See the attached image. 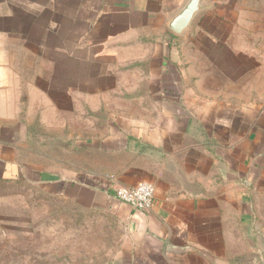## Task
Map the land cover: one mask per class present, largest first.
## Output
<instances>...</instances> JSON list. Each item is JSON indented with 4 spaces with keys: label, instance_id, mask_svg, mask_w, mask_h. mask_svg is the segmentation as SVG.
<instances>
[{
    "label": "crops",
    "instance_id": "0c3cea01",
    "mask_svg": "<svg viewBox=\"0 0 264 264\" xmlns=\"http://www.w3.org/2000/svg\"><path fill=\"white\" fill-rule=\"evenodd\" d=\"M186 1L0 0V177L107 212L109 264H264V0L176 34ZM142 181L149 210L115 197Z\"/></svg>",
    "mask_w": 264,
    "mask_h": 264
},
{
    "label": "rangeland",
    "instance_id": "374dc122",
    "mask_svg": "<svg viewBox=\"0 0 264 264\" xmlns=\"http://www.w3.org/2000/svg\"><path fill=\"white\" fill-rule=\"evenodd\" d=\"M257 43L262 47L264 36ZM254 71L243 87L263 92L264 66ZM257 204L264 221V194ZM121 233L102 209L79 207L27 179H0V264H109Z\"/></svg>",
    "mask_w": 264,
    "mask_h": 264
},
{
    "label": "built area",
    "instance_id": "2783aa9c",
    "mask_svg": "<svg viewBox=\"0 0 264 264\" xmlns=\"http://www.w3.org/2000/svg\"><path fill=\"white\" fill-rule=\"evenodd\" d=\"M154 190L153 184L142 181L131 187L120 185L115 188L114 195L119 201L135 209L147 211L152 206Z\"/></svg>",
    "mask_w": 264,
    "mask_h": 264
},
{
    "label": "water",
    "instance_id": "95a60500",
    "mask_svg": "<svg viewBox=\"0 0 264 264\" xmlns=\"http://www.w3.org/2000/svg\"><path fill=\"white\" fill-rule=\"evenodd\" d=\"M201 8V0H187L185 4L171 16L168 27L176 34H182L189 28L191 21Z\"/></svg>",
    "mask_w": 264,
    "mask_h": 264
},
{
    "label": "trees",
    "instance_id": "16d2710c",
    "mask_svg": "<svg viewBox=\"0 0 264 264\" xmlns=\"http://www.w3.org/2000/svg\"><path fill=\"white\" fill-rule=\"evenodd\" d=\"M0 179H2V180H11V179L1 178V177H0Z\"/></svg>",
    "mask_w": 264,
    "mask_h": 264
}]
</instances>
